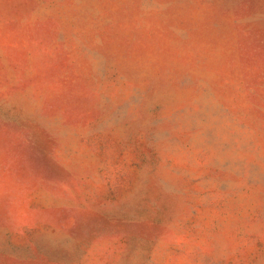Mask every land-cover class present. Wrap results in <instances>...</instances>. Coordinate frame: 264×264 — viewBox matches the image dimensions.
Wrapping results in <instances>:
<instances>
[{
	"label": "rangeland",
	"instance_id": "374dc122",
	"mask_svg": "<svg viewBox=\"0 0 264 264\" xmlns=\"http://www.w3.org/2000/svg\"><path fill=\"white\" fill-rule=\"evenodd\" d=\"M0 264H264V0H0Z\"/></svg>",
	"mask_w": 264,
	"mask_h": 264
}]
</instances>
